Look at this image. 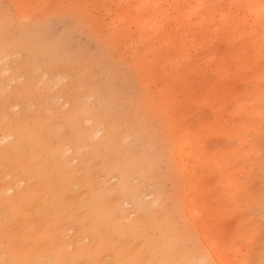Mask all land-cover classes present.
<instances>
[{
	"label": "rangeland",
	"instance_id": "374dc122",
	"mask_svg": "<svg viewBox=\"0 0 264 264\" xmlns=\"http://www.w3.org/2000/svg\"><path fill=\"white\" fill-rule=\"evenodd\" d=\"M158 1L176 16L175 0ZM214 1L220 11L208 12L223 31L236 4ZM132 5L0 0V240L17 249L0 264H24V255L64 264L69 253L88 264L94 250L106 264H168L183 253L214 264L202 223L234 264H264L263 47L247 41L255 58L245 63L230 34L208 35L210 46L197 38L187 53H217L225 64L176 62L172 77L150 80L147 41L120 36ZM229 68L237 76H224ZM180 70L187 75L175 76ZM186 87L196 89L189 100L179 92ZM219 106L228 115L217 121ZM184 140L193 143L192 176L173 154ZM192 196L199 202L190 207L204 208L199 219L184 211ZM124 199L130 204L117 206Z\"/></svg>",
	"mask_w": 264,
	"mask_h": 264
},
{
	"label": "bare ground",
	"instance_id": "6f19581e",
	"mask_svg": "<svg viewBox=\"0 0 264 264\" xmlns=\"http://www.w3.org/2000/svg\"><path fill=\"white\" fill-rule=\"evenodd\" d=\"M134 1V5H132L134 10V15H131L129 11H125V13L120 18V22L123 24L128 23L130 27L134 26L136 30H132L130 27L126 26L124 30L120 33V36L123 38H128L132 36V34L139 35L142 40L147 41L145 46L151 52L150 55L145 57L146 68L145 73L149 76L150 80L155 78L158 73L162 77H172L170 75V69L175 65L177 69L180 66L176 62H183L184 66L189 64L191 61H213L216 65H224L226 62V58H221L219 55L209 56L206 53H199L196 55H191L187 53V48L193 47L195 43V39L200 38L203 42V46H210V37L216 39H222L226 34H230L234 40H240L242 49L240 52L241 58H244L243 53L246 52L247 58H244V62H253L251 58H255L250 51L246 48H249L247 45V41L254 40L253 44L258 45L259 48L263 47L264 50V0H231L230 4H236L235 11L227 18V23L221 28L215 24H212V19L214 16L212 13L208 12L213 8L215 11H220V5L214 0H210L208 3L206 1L196 2V0H175L177 3L176 6V16H171L170 8L166 5V2H159L158 0H132ZM226 16L223 15L222 19ZM241 22V24L239 23ZM228 32V33H227ZM185 34L187 37H185ZM248 36L245 40V36ZM208 37V38H207ZM158 45V46H157ZM168 45H171L172 50L178 51L177 53H173L170 48H167ZM197 48L194 47V50ZM198 63V62H197ZM244 66L242 67V71L244 72ZM153 69L158 70L152 71ZM219 66H216L214 71L218 72ZM237 68H229L228 72L224 74L227 76L231 74L232 76H237L236 72ZM215 72L213 73L214 75ZM186 76L187 73L185 71H177L175 76L181 78L182 76ZM231 80L230 84L235 86L238 85V82ZM239 91H243L245 87L241 83V79L239 80ZM195 88V87H194ZM196 89H189L188 87L180 90L179 92L182 94L181 96L185 98V100H189L192 97ZM249 93V90L246 89ZM237 94V93H236ZM173 97H167L166 99H176L177 95H172ZM237 98V95L235 96ZM258 97H252V100L258 101ZM240 111L244 113L243 109L245 104H243V97L238 99ZM248 104V102H247ZM246 108V107H245ZM215 113L217 117V121L224 119L228 113L224 111L222 106H219ZM240 121L250 120V115L248 117L242 118L237 117ZM228 132L234 133L232 125H228L226 127ZM192 141L184 140L180 142L173 151L175 158L177 159L179 165L183 170H186V174L188 176H192L197 172L193 168L194 159H192ZM190 189H193V185L190 184ZM199 199L196 196H192L187 200L188 207L184 208V211L188 213L191 218L199 219L200 215L203 213L204 208L202 205H196L194 207H190L193 203H198ZM127 199L119 202L117 206L129 205ZM49 208H52L48 206ZM135 212V210L131 211V215ZM201 228H206L207 233H205L203 237V244L205 249H209L212 251L209 253L211 259L216 260L214 264H234L233 261L229 258V256L221 254L223 245L220 239V235L215 231L211 230L208 227L207 223H202ZM2 243V244H1ZM78 249V248H77ZM41 250V249H37ZM88 248L82 249V251L77 255L81 259L87 257ZM17 251L15 247H13L8 241L7 243L3 240H0V254L2 253H10ZM94 253L89 256V258L94 262H88V264H102L105 263V258H102L101 251L94 250ZM29 253V251H25L24 254ZM76 255L75 253H73ZM73 254L69 253L67 255H60V258L63 260L64 264H75L73 260ZM169 252H164V256H167ZM200 256V255H199ZM113 257V254H112ZM111 257V258H112ZM195 255H192V259H194ZM206 258V257H205ZM24 264H39L40 258L38 255L26 256L24 255ZM111 264L116 263L115 258H112ZM211 259H209L211 261ZM168 264H197L196 262H192L190 258L185 257L184 253L181 257L178 258L177 261L170 260ZM106 264V263H105ZM200 264H210L209 261L201 262Z\"/></svg>",
	"mask_w": 264,
	"mask_h": 264
}]
</instances>
